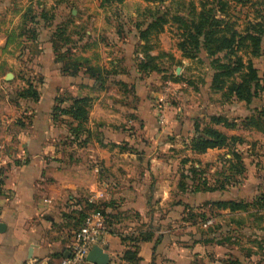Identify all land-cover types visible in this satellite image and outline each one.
<instances>
[{
    "label": "rangeland",
    "instance_id": "1",
    "mask_svg": "<svg viewBox=\"0 0 264 264\" xmlns=\"http://www.w3.org/2000/svg\"><path fill=\"white\" fill-rule=\"evenodd\" d=\"M30 1L35 12L42 10L47 14L46 20L37 18L36 26L27 24L34 33L25 36L23 32L25 35L18 36L21 18L14 11L11 31L0 32V42L4 33L12 41L8 54L3 52L0 43V57H7L10 62L0 72L13 75L10 82L14 83L8 86L12 90L10 99H17L16 92L27 83L36 86L42 96L46 92L45 98H59L63 103L86 97L91 117L87 124L91 131L77 139L69 133L63 140L67 148L75 143L90 151L115 149L129 153L136 165L147 169L152 166L160 175L165 173V179L172 186L169 206L151 205L143 214L120 206H103L111 215L112 233L126 239L141 233H164L172 250L171 260L165 264H264V250L258 249L254 242L255 238L261 241L264 236V211L249 208L234 213L211 212L205 205L212 200L251 204L264 196V133L252 129L246 122L264 108V92L250 104L226 98L223 91L211 88L212 59L206 52L201 50L194 58L187 59L177 47L181 33L171 16L187 8V4L181 7V2L192 1L198 6L200 1L212 0H164L163 3L125 0L122 4L104 6L100 0ZM12 3L16 11L29 5L25 0H12ZM232 5L229 13L238 19L239 31L258 11H264V0ZM161 15L167 19L162 32L151 34L147 42L141 41L135 26L138 24L144 29L152 21L151 17ZM1 16L7 18V10H1ZM58 25L66 29L64 37L69 39L61 46L60 54L65 57L60 63L55 62L51 36ZM77 60L81 68L76 76H72L73 70L61 72L64 63ZM143 60L151 61L155 70L141 71L139 65ZM252 63L262 77L264 56L252 58ZM88 69L96 72L94 77ZM56 70L60 79L49 77ZM243 77L238 74L229 81L240 82ZM55 86L56 92L49 95ZM147 117L152 123L148 130L144 124ZM213 117L226 121L215 125L211 121ZM205 127L227 135L229 146L204 155L192 153L191 140L201 136ZM148 153L153 154L154 161L146 160ZM119 162L114 158L111 165ZM190 167L204 172L208 179L225 181L229 186L215 192L211 200H203L198 193L191 192V183L195 180L189 176L181 178L189 175ZM237 168L242 170L241 175H237ZM228 176L231 179L225 180ZM129 179L138 180L135 176ZM235 179L240 182L233 187ZM201 213L207 215L206 221L199 218ZM190 214L193 217L188 220Z\"/></svg>",
    "mask_w": 264,
    "mask_h": 264
},
{
    "label": "crops",
    "instance_id": "2",
    "mask_svg": "<svg viewBox=\"0 0 264 264\" xmlns=\"http://www.w3.org/2000/svg\"><path fill=\"white\" fill-rule=\"evenodd\" d=\"M25 2L29 7L31 1ZM3 9L8 13L4 19ZM26 9L16 11L12 0H0V32L11 31L12 14L20 15V20ZM0 43L3 52L8 54L12 47L9 35L4 33ZM8 62L7 57H0V69ZM7 74L0 72V165L3 168L0 264L56 263L71 244L80 215L89 213L92 207H103V203L138 214L147 212L151 205L167 207L171 204L172 186L165 179V173L160 175L152 166L147 169L136 165L129 153L115 149L90 151L75 143L67 148L63 140L70 133L67 124L71 120L60 114L53 116L54 98H45L46 92L42 96L39 91L37 102L17 97L11 100L12 90L8 86L14 83L10 82L13 75L6 80ZM59 75L56 70L49 77L59 78ZM55 88L49 95L56 92ZM149 119H144L147 130L152 126ZM90 122L89 114L87 123ZM86 126L90 132L88 124ZM151 157L153 154L148 153L146 160ZM114 158L120 161L115 167L111 165ZM131 176L138 180L131 181ZM214 193L198 194L203 200H211ZM123 238L108 233L105 244L98 246L108 256V264H127L123 255L129 250H137L138 264H165L166 260H171L172 250L164 233L154 234L151 241L140 242L136 247Z\"/></svg>",
    "mask_w": 264,
    "mask_h": 264
},
{
    "label": "trees",
    "instance_id": "3",
    "mask_svg": "<svg viewBox=\"0 0 264 264\" xmlns=\"http://www.w3.org/2000/svg\"><path fill=\"white\" fill-rule=\"evenodd\" d=\"M152 3L159 1L163 3L164 0H144ZM100 5H112L113 3L122 4L124 0H100ZM247 0H212L211 2L200 1L198 6L192 1L188 3L181 2V7L187 4V8L184 7L183 11H178L175 15H172V22L176 24L177 29L181 33L180 41L178 42V50L182 53V56L187 59H192L201 50L205 51L207 56L212 59L211 68L213 69L211 88L216 91H223L224 96L228 99L235 98L237 101L250 104L253 99L257 98L261 92H264V73L262 77L258 75V70L252 63V58L264 56V46L262 45L264 37V11H258L253 20L246 22L245 28L242 31L237 29L236 17H233L229 13V9L237 5H244ZM103 4V5H102ZM39 20H46L47 14L45 11L35 12L30 6L25 10L21 16V22L19 25L18 36H27L30 33H34L33 29H28L27 24L36 26ZM152 21L146 25L144 29H140L137 24L135 28L138 31V38L147 42L151 34H157L162 32L163 25L167 23L166 15L153 16ZM24 28V29H23ZM23 29V30H22ZM25 34H22V33ZM66 29L63 26H57L52 33V48L55 56V62H61L64 60L63 55L60 54L62 45H66L69 42L67 37H64ZM33 36V35H32ZM27 38V37H26ZM244 58H247L244 61ZM149 59V58H148ZM86 61V59H81ZM152 60V59H150ZM76 63H64L65 66L61 68V72L66 73L68 70H73L72 76H76L79 73L81 66L78 65L80 61H74ZM151 61H142L139 65L141 71L153 72L155 65H150ZM81 63V62H80ZM71 68V69H70ZM90 70V76L96 74L92 69ZM243 74L242 81L235 82L229 81L232 76ZM16 97L32 102L39 100V91L32 83H27L24 89H20L16 92ZM55 107L53 109V116L68 117L70 122L69 131L75 139L79 135L89 134L85 126L89 119L90 105L89 100L86 97L71 98L67 100V104L63 103L59 98H55ZM65 105L66 108H61ZM213 124L219 125L226 121L224 118L213 117L211 119ZM247 124L254 130L264 133V108L256 111V114L249 117L246 120ZM74 123L76 124L74 126ZM230 139L227 135L212 128L205 127L201 136L191 140L190 149L194 154H204L208 150L224 149L229 146ZM233 158L240 161L239 156L232 155ZM229 163V161L227 162ZM230 168V167H229ZM231 169V168H230ZM237 175L242 174V170L236 169ZM244 172V170H243ZM195 180L192 181L191 192L192 193H205L224 191L227 186V182L218 181L217 179H208L204 172L190 167L189 175H182L181 178ZM205 176V177H203ZM231 177L225 178L230 180ZM198 182V183H197ZM234 182V181H233ZM240 181L235 179L232 184H239ZM181 190H185V187L180 185ZM111 204L103 203L104 207H110ZM208 209L214 211H226L231 213L239 211H247L249 208H255L257 211H264V196L256 198L253 203H247L243 201L234 200H217L205 203ZM93 210H98L105 218V223L109 233H112L113 223L111 221V215L107 211L103 210L102 206L92 207ZM87 213L80 215L78 228ZM193 215H189V219H192ZM200 219L207 220V215L201 213ZM111 230V231H110ZM153 233H141L135 237L129 239L123 238L134 243V246L140 242H147L153 239ZM264 238V236H263ZM257 241V248L264 250V239ZM263 241V242H262ZM123 259L127 264H138L139 259L137 257V250L126 251L123 255ZM237 262V261H236Z\"/></svg>",
    "mask_w": 264,
    "mask_h": 264
},
{
    "label": "built area",
    "instance_id": "4",
    "mask_svg": "<svg viewBox=\"0 0 264 264\" xmlns=\"http://www.w3.org/2000/svg\"><path fill=\"white\" fill-rule=\"evenodd\" d=\"M3 168L0 165V194L3 186ZM105 218L98 210L86 214L81 226L74 233L66 254L56 263L46 261H29L26 264H90L86 257L92 247L105 244L108 235Z\"/></svg>",
    "mask_w": 264,
    "mask_h": 264
},
{
    "label": "water",
    "instance_id": "5",
    "mask_svg": "<svg viewBox=\"0 0 264 264\" xmlns=\"http://www.w3.org/2000/svg\"><path fill=\"white\" fill-rule=\"evenodd\" d=\"M12 74L8 73L6 75V80H10ZM86 260L90 264H108V256L102 252V250L97 246H93L91 251L88 253Z\"/></svg>",
    "mask_w": 264,
    "mask_h": 264
}]
</instances>
